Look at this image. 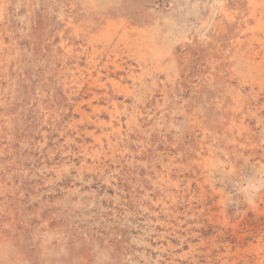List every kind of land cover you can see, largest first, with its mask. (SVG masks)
Listing matches in <instances>:
<instances>
[{"label":"rangeland","instance_id":"374dc122","mask_svg":"<svg viewBox=\"0 0 264 264\" xmlns=\"http://www.w3.org/2000/svg\"><path fill=\"white\" fill-rule=\"evenodd\" d=\"M252 263L264 0H0V264Z\"/></svg>","mask_w":264,"mask_h":264},{"label":"bare ground","instance_id":"6f19581e","mask_svg":"<svg viewBox=\"0 0 264 264\" xmlns=\"http://www.w3.org/2000/svg\"><path fill=\"white\" fill-rule=\"evenodd\" d=\"M70 22V21H69ZM117 28V27H116ZM79 30V29H78ZM81 30H83V29H81ZM141 30V29H140ZM148 30V29H147ZM89 31V30H88ZM118 31V30H117ZM102 32V31H101ZM105 32V31H104ZM147 32V31H146ZM77 33V32H76ZM99 33V32H98ZM108 34H109V32H107ZM107 34V35H108ZM114 34H116L115 32H114ZM89 35V34H88ZM103 35V34H102ZM105 35V34H104ZM107 35H106V37H107ZM117 35V34H116ZM90 36V35H89ZM110 36V35H109ZM112 36V35H111ZM119 36H121V35H119ZM127 36V35H126ZM126 36H124V38L126 37ZM99 37V36H98ZM118 37V36H117ZM101 38V37H100ZM103 38H105V36L103 37ZM94 39V38H93ZM110 39V38H109ZM142 39V38H141ZM150 39V38H149ZM97 40H100L99 38H97ZM107 40V39H106ZM106 40H104V41H106ZM119 40H120V38H119ZM146 40H148V39H146ZM87 41V40H86ZM88 41H89V39H88ZM93 41V40H92ZM91 41V42H92ZM111 41V40H110ZM136 41V40H135ZM99 42V41H98ZM145 42V41H144ZM95 43V42H94ZM109 43V42H108ZM115 43V42H114ZM125 43V42H124ZM140 43V42H139ZM138 43V44H139ZM142 43V42H141ZM117 44V43H116ZM131 44V43H130ZM137 44V45H138ZM152 44V43H151ZM104 45V44H103ZM115 45V44H114ZM142 45V44H141ZM149 45V44H148ZM80 46V45H79ZM143 46V45H142ZM151 46V45H150ZM99 47V46H98ZM104 47V46H103ZM108 47V46H107ZM112 47V46H111ZM119 47V46H118ZM96 48V47H95ZM148 48H150V47H148ZM85 49V48H84ZM72 50V49H71ZM104 50V49H103ZM71 52V51H70ZM153 54V53H152ZM96 63V62H95ZM94 64V63H93ZM93 66V65H92ZM91 66V67H92ZM96 66V65H95ZM91 72V71H90ZM98 79V78H97ZM238 96V95H237ZM240 96V95H239ZM260 260V259H259ZM247 262H248V260H247ZM253 264V263H252ZM256 264V263H255Z\"/></svg>","mask_w":264,"mask_h":264}]
</instances>
